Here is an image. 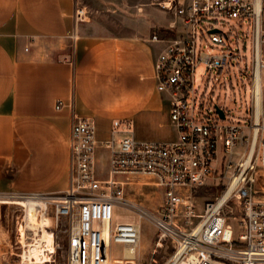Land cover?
Wrapping results in <instances>:
<instances>
[{
  "label": "built area",
  "instance_id": "obj_1",
  "mask_svg": "<svg viewBox=\"0 0 264 264\" xmlns=\"http://www.w3.org/2000/svg\"><path fill=\"white\" fill-rule=\"evenodd\" d=\"M80 1V0H79ZM263 0H159L158 5L179 19L170 28L173 36L154 61L156 88L169 98L171 124L176 138L167 141L137 140L128 120H114L109 139L98 142L90 118L72 115L69 145V185L52 202L56 218H69L65 264H136L141 221L156 229V247L163 239L175 244L168 264H264V197L255 189L264 179V6ZM88 12L78 2L75 23ZM249 20L252 26L250 105L247 123L228 122L225 110L215 104L202 113L195 101L194 73L202 63L222 72L234 59L232 51L197 54L196 32L202 18ZM217 30V29H216ZM210 40L223 44L218 33ZM152 40H158L153 35ZM259 88V91H258ZM223 111V118L216 111ZM60 108V103L56 105ZM211 112V113H210ZM98 147L108 151L107 178L97 176ZM216 174L224 176L222 191L198 211L192 191ZM148 175L163 189L156 212L138 208L137 219L117 214L134 204L125 198L130 178ZM38 194H31L36 198ZM238 213L228 221L230 203ZM41 210V208H39ZM127 218V217H126ZM33 234L36 233L33 231ZM31 239V238H29ZM19 264H53L24 257ZM28 244V243H27ZM115 246L121 258L111 259Z\"/></svg>",
  "mask_w": 264,
  "mask_h": 264
},
{
  "label": "crops",
  "instance_id": "obj_2",
  "mask_svg": "<svg viewBox=\"0 0 264 264\" xmlns=\"http://www.w3.org/2000/svg\"><path fill=\"white\" fill-rule=\"evenodd\" d=\"M158 1L0 0V195L67 189L73 114L94 121L98 142L114 120L137 140L176 138L154 61L179 19ZM78 2L97 15L75 23Z\"/></svg>",
  "mask_w": 264,
  "mask_h": 264
},
{
  "label": "rangeland",
  "instance_id": "obj_3",
  "mask_svg": "<svg viewBox=\"0 0 264 264\" xmlns=\"http://www.w3.org/2000/svg\"><path fill=\"white\" fill-rule=\"evenodd\" d=\"M92 1L95 0H89V3L92 4ZM87 12L90 18L92 15H97V13L89 10ZM213 29L218 30L224 40L223 44H216L210 40L209 31ZM196 47L197 54L201 51H209L212 54L232 51L237 55V58L222 72H219L218 69H208L202 63L196 67L194 97L197 107L204 114L208 110L212 112L214 105L217 104L225 110L227 116L225 123H247L252 66V26L249 20L222 17L202 18L197 27ZM97 176L100 179L107 178V167L103 156L97 162ZM130 182L131 184L125 190V198L133 202L134 206L130 207L127 212L118 208L117 214L119 216L125 217L126 215L127 218L125 217V219L133 220L137 219L136 214H134L137 212L133 211H137L138 208L145 209L147 212H156L160 209L164 199L163 189L156 184L155 178L141 175L130 178ZM224 184V176L216 174L213 178H209L204 185L195 188L192 191V199L196 209L201 211L206 201L212 200L222 191ZM255 189L258 190V195L264 197V179L259 178L257 180ZM30 195L13 193L0 195V264H19L22 252L20 243H18L20 237H26L25 243H29L31 241L29 238L38 233V230H35L36 233L33 234V229H30L28 225V210L25 203ZM59 195L38 194L36 198H31L46 203L43 214L45 223L42 229L50 231L53 235V257L55 260L53 264L66 263V230L71 225L69 218H56L55 205L52 199ZM237 208L234 202H230L225 207V213L228 215L230 223H235L231 216L238 213ZM156 239V229L153 224L146 219L142 220L136 264H168L167 260L176 250L175 244L169 239H163L156 247ZM113 258H121L119 246L112 249L111 259Z\"/></svg>",
  "mask_w": 264,
  "mask_h": 264
},
{
  "label": "bare ground",
  "instance_id": "obj_4",
  "mask_svg": "<svg viewBox=\"0 0 264 264\" xmlns=\"http://www.w3.org/2000/svg\"><path fill=\"white\" fill-rule=\"evenodd\" d=\"M25 207L28 210L27 213L28 225L30 226V229H33L34 231L38 230V233L36 236L30 237L31 241L28 244L26 243L24 245V246L26 245L28 246L27 251L24 252V257L29 256L30 258H35L36 260L43 259L46 261L49 260L51 261L52 259H49L50 258L49 254L50 252H53L54 249L53 235L50 231L48 230L44 231L42 229V226L45 223V221L43 220V214L46 208V203L45 201L41 202V201H36V199L34 200L31 198H27ZM39 208H41L42 210H40ZM25 238L26 237L23 236L20 237V242L25 243ZM179 264H181V262Z\"/></svg>",
  "mask_w": 264,
  "mask_h": 264
},
{
  "label": "water",
  "instance_id": "obj_5",
  "mask_svg": "<svg viewBox=\"0 0 264 264\" xmlns=\"http://www.w3.org/2000/svg\"><path fill=\"white\" fill-rule=\"evenodd\" d=\"M212 31L213 32H216L217 30L216 29H213ZM216 111L218 112V114L220 115V117L223 118V116H224L223 111L220 108H218L217 106H216Z\"/></svg>",
  "mask_w": 264,
  "mask_h": 264
}]
</instances>
